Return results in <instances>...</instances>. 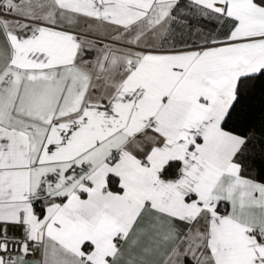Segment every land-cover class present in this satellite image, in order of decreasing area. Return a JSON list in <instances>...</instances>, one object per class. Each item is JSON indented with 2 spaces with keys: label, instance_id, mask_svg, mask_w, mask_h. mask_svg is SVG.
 <instances>
[{
  "label": "snow or ice",
  "instance_id": "1",
  "mask_svg": "<svg viewBox=\"0 0 264 264\" xmlns=\"http://www.w3.org/2000/svg\"><path fill=\"white\" fill-rule=\"evenodd\" d=\"M0 264H264V0H0Z\"/></svg>",
  "mask_w": 264,
  "mask_h": 264
},
{
  "label": "trees",
  "instance_id": "2",
  "mask_svg": "<svg viewBox=\"0 0 264 264\" xmlns=\"http://www.w3.org/2000/svg\"><path fill=\"white\" fill-rule=\"evenodd\" d=\"M255 168H256V166L253 165V166L249 169V171L254 173V172H255Z\"/></svg>",
  "mask_w": 264,
  "mask_h": 264
}]
</instances>
